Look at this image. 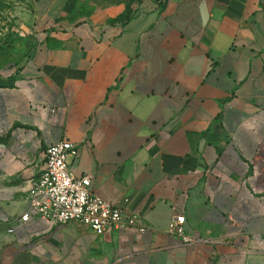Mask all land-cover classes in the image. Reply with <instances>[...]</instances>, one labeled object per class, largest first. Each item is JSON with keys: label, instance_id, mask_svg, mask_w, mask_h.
<instances>
[{"label": "crops", "instance_id": "1", "mask_svg": "<svg viewBox=\"0 0 264 264\" xmlns=\"http://www.w3.org/2000/svg\"><path fill=\"white\" fill-rule=\"evenodd\" d=\"M33 2L50 27L0 87V264H264V0ZM65 139L128 227L20 220Z\"/></svg>", "mask_w": 264, "mask_h": 264}, {"label": "built area", "instance_id": "2", "mask_svg": "<svg viewBox=\"0 0 264 264\" xmlns=\"http://www.w3.org/2000/svg\"><path fill=\"white\" fill-rule=\"evenodd\" d=\"M78 156L79 148L68 139L48 145L45 166L28 190V207L20 220L28 222L36 216L48 223L79 221L97 234L128 227L133 219L126 218L123 208L96 194L91 176H79L71 169ZM185 221L184 215L173 218L168 232L193 244L197 238L186 233Z\"/></svg>", "mask_w": 264, "mask_h": 264}, {"label": "rangeland", "instance_id": "3", "mask_svg": "<svg viewBox=\"0 0 264 264\" xmlns=\"http://www.w3.org/2000/svg\"><path fill=\"white\" fill-rule=\"evenodd\" d=\"M81 11L87 10L82 4ZM82 18L72 15V22ZM35 11L33 0H0V80L10 83L23 63L29 58L36 44L44 37L49 29ZM8 79V80H7Z\"/></svg>", "mask_w": 264, "mask_h": 264}, {"label": "trees", "instance_id": "4", "mask_svg": "<svg viewBox=\"0 0 264 264\" xmlns=\"http://www.w3.org/2000/svg\"><path fill=\"white\" fill-rule=\"evenodd\" d=\"M78 13V10L75 12V14ZM130 17V12H126L124 14H122L121 16H119L116 20H119V21H123V22H126ZM11 82L10 83H5V82H2L0 80V87H4L6 85H11L12 84V80H10Z\"/></svg>", "mask_w": 264, "mask_h": 264}]
</instances>
